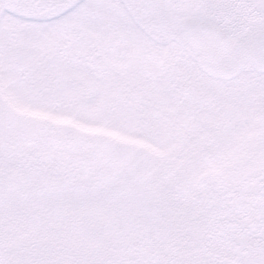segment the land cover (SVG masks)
Wrapping results in <instances>:
<instances>
[{
    "label": "snow or ice",
    "instance_id": "1",
    "mask_svg": "<svg viewBox=\"0 0 264 264\" xmlns=\"http://www.w3.org/2000/svg\"><path fill=\"white\" fill-rule=\"evenodd\" d=\"M0 264H264V0H0Z\"/></svg>",
    "mask_w": 264,
    "mask_h": 264
}]
</instances>
